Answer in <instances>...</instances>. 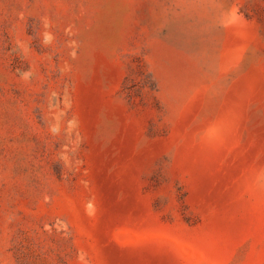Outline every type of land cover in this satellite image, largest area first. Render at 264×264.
I'll return each mask as SVG.
<instances>
[{"label": "rangeland", "instance_id": "374dc122", "mask_svg": "<svg viewBox=\"0 0 264 264\" xmlns=\"http://www.w3.org/2000/svg\"><path fill=\"white\" fill-rule=\"evenodd\" d=\"M0 264H264V0H0Z\"/></svg>", "mask_w": 264, "mask_h": 264}]
</instances>
